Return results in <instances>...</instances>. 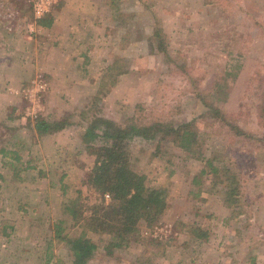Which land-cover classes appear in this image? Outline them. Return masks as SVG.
Segmentation results:
<instances>
[{
    "label": "rangeland",
    "instance_id": "1",
    "mask_svg": "<svg viewBox=\"0 0 264 264\" xmlns=\"http://www.w3.org/2000/svg\"><path fill=\"white\" fill-rule=\"evenodd\" d=\"M6 1L15 5L18 0ZM22 1L18 4H25ZM88 1L100 11L101 34L92 44L87 68L63 75L56 83L59 92L49 93V98L45 96L49 79L35 71L25 88L38 75L47 83L36 103H30L25 88L20 90L22 103L15 116L23 121L26 149L34 142L29 125L37 118L70 117L72 125L65 127L63 144L45 143L41 153L34 146L31 153L21 149L27 164L18 162L14 168L8 163L10 157L0 154V262L8 250L14 255L29 247L20 251L21 259L36 263L51 252L53 264L68 263L63 249L69 250L55 237L51 224L62 220L63 235L79 232L63 213L62 203L79 190L86 194L80 179L92 158L83 151L75 114L97 97L100 114L117 122L194 120L199 134L205 133L203 152L222 155L224 166L232 163L238 172L234 183L224 181L211 190L209 176L194 181L202 162L183 159L185 151L175 140L130 139L131 166L166 190V210L161 221L150 227L139 222V235L119 255L98 253L86 264H135L144 247L154 264H264V0ZM2 2L0 17L18 20L20 16H7L14 10ZM56 48L51 44L49 54L61 57ZM62 58L63 70L68 71L73 60ZM214 82L227 84L228 95L219 106L252 138L234 135L205 116L196 90L209 89ZM235 186L245 196L229 207L227 192ZM37 224L38 233L32 228ZM181 224L205 228L207 237L186 233ZM159 227L162 237L155 238L152 230ZM87 235L97 242L101 239L91 228ZM150 238L161 245L145 246Z\"/></svg>",
    "mask_w": 264,
    "mask_h": 264
},
{
    "label": "trees",
    "instance_id": "2",
    "mask_svg": "<svg viewBox=\"0 0 264 264\" xmlns=\"http://www.w3.org/2000/svg\"><path fill=\"white\" fill-rule=\"evenodd\" d=\"M3 1V4L7 3L6 0ZM18 2L19 0L16 4ZM22 2L25 3L24 0ZM227 95V84L214 82L209 89L196 90L195 97L206 117L227 126L234 135L252 138V135L238 126L233 116L219 106V102L224 101ZM96 100L97 97H93L75 114L83 151L92 158L89 168L83 171L80 179V186L85 188L86 194L82 195L79 190L74 197L62 203L63 213L71 220L72 227L79 228V232L74 236L63 235V221L59 220L54 224L55 237L65 243L74 264H86L98 253L108 257L119 255L118 252L128 248L139 235V222L150 227L161 221L166 210V190L153 184L146 173L136 171L131 166L127 156L130 139L139 138L150 142L168 137L175 140L176 145L185 151L183 159L202 162L194 181L197 182L198 177L209 176L212 179L211 190L224 181L234 183L238 172L232 163L231 166H224L222 155L216 158L215 152H203L205 133L199 134L194 120L179 121L169 118L143 124L126 119L117 122L100 114ZM69 125H72L70 117L53 120L48 115L37 118L34 122L38 136L55 133ZM222 162V166H219ZM62 187L65 188V185ZM239 189L240 186H235L228 190L229 207L244 199L245 195L238 194ZM105 194L109 195L108 200L105 199ZM181 225L186 233L199 238L207 237L205 228L195 224ZM89 228L100 235L98 242L87 235ZM149 240L145 246L161 245L152 238ZM144 249L136 256L135 264H154L148 247Z\"/></svg>",
    "mask_w": 264,
    "mask_h": 264
},
{
    "label": "crops",
    "instance_id": "3",
    "mask_svg": "<svg viewBox=\"0 0 264 264\" xmlns=\"http://www.w3.org/2000/svg\"><path fill=\"white\" fill-rule=\"evenodd\" d=\"M11 8L14 10V15L17 13L15 16H20L18 20L13 21V18V20H6L0 17V140L4 141V145L0 146V154L5 158L9 156L8 163L16 168L18 162L21 164L28 162V160H24L23 151H21L28 145V140H23L26 137L22 129L23 121L15 116L16 106L20 107L22 103L20 90L27 86L35 71H41L50 82L49 90L44 95L59 92L56 91L58 89L56 83L61 77H64L63 75H74L76 70L82 66L83 70L87 68L88 56L90 57L95 47L92 44H95V38L101 34V27L100 18H98L100 11L88 0H60L52 6L47 15L40 19L33 17L32 11L26 3L7 5V9ZM8 26H11L12 29L10 30ZM51 44L58 45L56 50L61 57L55 53H53L55 57L49 54ZM62 56L73 60L68 71L63 70ZM81 59H84L85 62H79ZM47 97L49 98L50 95ZM45 104L47 105L46 102ZM29 126L33 131L29 138L34 140L30 144V148L36 147L33 149L39 153L45 150L43 147L45 143L63 144L66 128L52 134L38 136L34 125ZM30 148L26 149L27 153L33 151ZM17 177L18 180L22 179L20 174ZM10 199L12 200L13 197ZM53 204L54 198L49 201L50 206ZM45 213L47 215V212ZM28 224L30 226V223ZM54 224L55 221L51 225ZM29 226L25 224L26 229ZM32 228L38 233L41 226L37 224ZM28 248L22 247L20 250H16L14 255L11 254L13 253L11 250H8V254L0 264H53L50 259L51 252L46 253L44 260L40 258L36 263L21 259L20 251L22 249L29 250L30 248ZM63 253L67 257V261L69 260L67 264H74L73 259H70L72 258L70 252L63 249ZM13 256L14 260L9 259ZM37 256L40 257V254Z\"/></svg>",
    "mask_w": 264,
    "mask_h": 264
},
{
    "label": "built area",
    "instance_id": "4",
    "mask_svg": "<svg viewBox=\"0 0 264 264\" xmlns=\"http://www.w3.org/2000/svg\"><path fill=\"white\" fill-rule=\"evenodd\" d=\"M25 3L29 6L32 11L33 17L35 19H40L47 15L51 10L52 6L57 4L60 0H24ZM17 14V13H15ZM8 17H14V12L7 14ZM47 89V83L41 76H37L32 80L29 87L23 89L22 91L29 97L30 103L39 102V95ZM35 98L34 101H32ZM106 198H109L108 194H105ZM161 228L159 227L156 230H152V235L155 238H161ZM163 229V228H162Z\"/></svg>",
    "mask_w": 264,
    "mask_h": 264
}]
</instances>
